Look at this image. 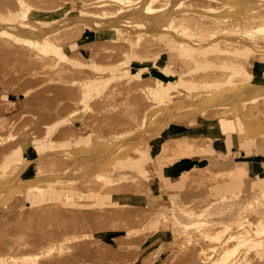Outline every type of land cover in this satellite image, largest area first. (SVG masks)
Segmentation results:
<instances>
[{"label":"rangeland","instance_id":"obj_1","mask_svg":"<svg viewBox=\"0 0 264 264\" xmlns=\"http://www.w3.org/2000/svg\"><path fill=\"white\" fill-rule=\"evenodd\" d=\"M24 1L33 5L34 9L41 10V15L46 14V16H53L54 20L46 22L44 20L33 19L27 22L30 26L24 25V23H21L22 20L25 22V20L33 16L26 17L24 12L21 13L20 4L17 0H0V14L3 18L6 17L0 22L18 23L31 33H43L48 26H54L53 38L60 43L63 42V51L68 55L78 54L87 63L77 64L76 61L73 60L61 61V59L53 63L51 60H48L47 55H43V60L41 61L39 58L44 52L34 43L37 42L38 36H34L32 40L28 41L0 34V96H3L7 100L6 104H8V107H5L6 109L3 108L4 105H0L1 125L4 126L10 115L26 106H29L33 114L30 121L26 123V127L17 129V133L13 136V139H15L14 143H17V141H21L23 144L30 142L31 146H33L31 152L35 153L33 159L41 158L42 162H39V167L48 168L52 165L50 162L53 156L38 155L35 143L43 142L47 144L60 128L66 126L71 130L79 131L80 137L91 134L92 139L94 138V142L95 140L100 142L99 144L97 142L94 144V148L98 152L106 151L115 145L114 153L119 151L125 154L126 151L128 154L126 156V161L128 162V159L131 161L136 160V163L139 164L141 160L140 157L144 158L141 167H144L145 172L147 171L146 177L152 183L151 186L155 193L158 192V188L160 189L164 186L163 180L165 178L169 180L173 179V181L174 178H178L175 179L177 186L171 187L172 190L168 189L169 192H160V198L152 196V194H149L150 192L146 190H141V193L136 192L134 182L130 179L131 175L129 174H126V176L120 180H113L111 191L119 192L113 194L114 198H124L126 199L124 201L134 205H143L144 203L142 202L148 199L151 202L150 205H155L157 211L159 210L157 218H159L160 226L154 225L152 227L150 225V229H155V232L149 234L145 239L143 236L138 235L136 237L127 238V240L123 242L115 238L117 233L111 229L113 225H118L120 228H123L125 224L134 225L141 222L143 218L134 217V210L132 208L122 209L115 205H83L81 204L82 200H75V197H70L68 200L64 201L65 203H59L57 205L46 204L43 201L36 203L32 200H26L29 196L23 192L18 199L14 200L11 206L9 205L10 207L2 206L0 208V251L11 245L22 248L23 250L28 248H46L51 245L58 247L66 246L67 249L61 253L67 259L58 260L44 259V256L50 254L40 253L37 260L29 261L25 260V258L30 255L29 252L13 253L11 255L22 258V260L13 261L12 264H76L79 262L82 264H108L110 259L112 260L113 258L119 259L118 261H113L120 264L125 259L132 260L135 257L137 260L132 264L226 263L219 258L220 255L217 253V248L223 246L221 243L217 244V241H212L213 245H211L208 241L203 240V237H198L197 234H193V232L188 234L189 230L186 228H193V221L199 218L197 214L204 212V216L208 214L206 216L214 220V223L217 221L215 225L218 224L219 228L224 230L226 226L224 222L235 220L237 212L241 209L240 207L244 204V201L246 204V200H249L250 197L252 198V200L250 198L251 201L254 200L251 196L254 195V193H252L253 191L251 193L249 192L250 194L240 195V198L238 196L239 200H237V202L239 203L236 202V199H238L236 197L234 201L227 199L229 202H223L221 204L220 199L215 200L217 196L214 197L209 194V192L212 193L213 190L215 191L217 188V182L212 184L209 183V181H213L210 173L205 174V181L207 184L204 181L201 184L203 186L199 185V183L196 185L197 188L201 186L197 190L191 192H186L185 190L190 177L201 173L203 166L206 164L208 165L209 159L222 157L224 160L232 159L234 162L242 160L254 161L257 157L259 158V156L264 154V143L261 142L257 144V147L255 146L247 153L246 150L239 148L238 142L240 145L246 146L245 148H251L252 142L250 139L247 138V145L242 144L239 138V136H242V132L233 130L232 132L238 134L233 135L237 141L234 138L233 142L231 141L229 145L226 136L222 135L218 128H209L208 122L210 120L206 118V116H209L208 114L198 115L196 117L187 114L185 116H177V118L172 120V116L167 113L168 116H163L165 124L168 122L172 123L173 125L171 127H178L183 134L188 132L200 133L201 131L206 132V130H210L215 135L214 142L207 141L203 137H196L193 141H185V145H189L191 146L190 148L199 152L207 149L208 151H205V153H207L211 150L213 145L219 142L227 146L229 152H224L223 155H217L214 149V151L204 155H190L176 160L173 163L165 162L164 160L167 159L158 156V154L151 155L149 151L152 144L154 145L155 151L159 146L160 139H155L153 134L158 131L157 129H160V125L155 124L156 126L152 129L150 126L144 125L146 117L145 110L150 108L155 102L156 104L158 103L156 100L157 96L153 99L152 97L154 96L147 94L145 85H140L137 81L139 79L153 80V78H156L155 81H151L152 84L155 85V88H157V86L159 87L160 84H172L170 87L172 90V98H167V100H177L178 103H180L189 93V86L194 85V87L200 88V86L206 84L205 82L207 79L212 81H210V85L206 90H199L200 96L204 95V97H208V95H220L232 87L231 85L221 87L219 80L215 78V74L207 78L205 72L212 70L211 68L217 70H222L223 68L228 69V71H230L229 76L231 77L229 79H234L235 82H237L239 78L242 79V81H250L254 74H264V62L258 61L250 50L238 52L233 45H231L229 51L228 48L226 49L227 51L225 50L226 55L228 53V59H226L225 52H217L210 47L205 50L201 48L192 50V53L188 55L190 60L188 63L187 61H180L178 40H180L183 35H185L186 38L187 33L196 35L197 37L202 36L208 38L212 35L210 31L202 34H195L192 30H187V33L181 34V37L176 36L178 40L176 38L175 40L170 38L169 46L167 44L164 46L165 49H163L164 47L162 48L163 50L161 49L156 51V53L145 55L139 52L136 53L132 51L133 40L129 41V43H124L123 40L119 39L116 41L114 39L116 38L114 35L117 33L122 36V31L113 30V28H101L100 31L96 29L98 23L100 26L101 24L106 26L108 25L106 22H110L109 19H106L107 15L104 13V9L108 10L109 15L119 16V14H121L122 16L131 17L130 14L119 12V8L124 7L121 1L128 0H111L104 6H90L88 12L85 10L81 12V14L69 18L65 14L69 12L73 0ZM137 1L141 3L139 4L140 7L146 8L149 0ZM153 1L155 3V0ZM209 1H212L208 3L209 9L214 10L222 9L229 4L227 2H217V0ZM130 4L135 7L133 2H130ZM151 4H153L152 0ZM87 5L88 3L86 6ZM8 9L20 10L19 12L8 15ZM135 21L145 22L146 20ZM151 22L152 21L146 25L149 29L144 33L149 34L151 32ZM242 22L245 23V26L249 27L246 20L242 19ZM33 24L37 27L34 28L31 26ZM114 24L127 25L128 23L125 19H122L115 21ZM80 27H83V31L80 35H77ZM241 28L236 29L233 27L228 30V33L236 35L240 33ZM138 34L139 33L136 31L133 36L137 37ZM163 34L167 36L170 35L169 33ZM127 48H130L131 51L129 50V52L131 53L124 51ZM52 52L53 51L49 52L48 55L54 56L55 53ZM128 54L130 58L127 57ZM98 58L100 60H98ZM217 70H215V72H217ZM20 75H22V79L19 78L21 77ZM13 76L14 78L18 77L19 81L23 80L20 81L23 84L18 82L17 78V81L15 79L13 81ZM6 79L9 81L12 80L7 86L13 85V88H7L5 86ZM26 80H28L27 84L24 83ZM1 82L3 83L1 84ZM17 85L22 88L26 87L25 92L27 90L29 91L27 99L24 97L25 94L22 95L16 91ZM94 87H99L100 92H93ZM87 91L91 92L90 96H88L90 107L83 108V101L75 99L87 94ZM258 101L260 102L257 104ZM258 101L250 102L248 108L253 109V105H255V110L261 111L262 114H264V98ZM134 103L137 104L136 108L133 106ZM1 108L3 109L1 110ZM159 111L160 110L153 113L155 117L162 114ZM78 115L82 121L76 118ZM87 123L89 126H87ZM43 128H45L46 131L51 128V132L49 134H43L41 133ZM171 137L172 136L168 134L161 141H164L165 144L168 143L170 146L183 145V142H181L182 138L178 139L180 141H177L171 139ZM174 139H177V137H174ZM118 143L121 144L120 149L119 146H117ZM59 144L67 145L68 141H62L59 142ZM10 145H12L11 142L6 145V148ZM3 151L4 144L0 145V189L5 184L6 177V169H4V164L6 162L4 156L1 154ZM25 155L27 157L29 156L27 152ZM112 155L109 154V156ZM97 158L99 157L93 154L84 159H89L91 167ZM101 158H103V156ZM69 161L70 157H68V155L66 158L64 156L59 157L56 167H62L63 162L67 164L66 162ZM184 161H189L190 163V168L187 169L188 171L184 172L183 170L177 176L167 174L172 170L169 168L170 166ZM87 166L86 164V167ZM83 167L84 165L80 164L78 169L81 171ZM255 167H259L262 172L261 174L264 175V166L257 165ZM24 168L25 171L31 174L36 173L37 162L33 161L27 168ZM131 168H135V166L131 164ZM232 173L234 172L232 171ZM249 173L251 176L255 175V172H251V168H249L247 174ZM12 174L16 176V170H10V177ZM224 175L225 174L221 176L220 181L226 179ZM234 176L235 174L231 175V177ZM86 177L87 174L79 176L78 185L80 187L83 183L81 179ZM85 181L86 189L89 190L90 188L92 192L94 184L93 177L90 179L92 183H90V186L89 184L87 185V178ZM80 191L81 189H79V192ZM171 192H178L177 200H179V202L199 201L198 203L200 204L192 207L193 209L185 211L183 208L173 205L172 198H174V194ZM31 195L34 196L32 193ZM232 198L234 199V197ZM138 199H140L141 202H139ZM211 200L216 202H210ZM223 200L225 199L222 198L221 201ZM219 204L222 206L217 208ZM162 205H166L168 208L163 211L161 208ZM251 210L255 211H248L245 214L248 217L256 215L258 217V215H260L264 223V199L261 203H255ZM188 211L192 212L188 213ZM203 215L201 214V217ZM204 216L202 218H204ZM206 216L202 219V222L206 220ZM109 227L111 229L107 230ZM227 229L232 228L229 227ZM144 232L143 230H136L135 232H128V234H141ZM71 233L80 236L84 235V237L89 236L90 242L63 243L69 239L78 238L65 235ZM63 234L64 236H62ZM17 235L22 237L16 238ZM16 240L31 241L32 243H12ZM262 240H264V238ZM261 249L263 252L257 253L255 255L256 258L250 259L248 256L246 257V255H243L244 257H240L241 260H238V263L247 264L251 261L253 264H264V244L261 245ZM152 251H155L154 254H151L152 258L143 262L147 254ZM202 252L205 253V259L200 258V256L204 254ZM52 255H60V253L57 252ZM230 262L231 261H229V263Z\"/></svg>","mask_w":264,"mask_h":264},{"label":"bare ground","instance_id":"obj_2","mask_svg":"<svg viewBox=\"0 0 264 264\" xmlns=\"http://www.w3.org/2000/svg\"><path fill=\"white\" fill-rule=\"evenodd\" d=\"M111 0H73L71 6L69 8V12L65 14L66 16L72 17L81 12L87 10L89 11L90 6H104L108 4ZM135 4V7L130 4V2ZM128 1H121L124 5L123 8H119L120 13H127L130 14L131 17L122 16H113L109 15L107 9H104V13H106V19H109L111 22H106L108 25L104 26L98 23L96 25V29L100 31L101 28H113V30L122 31L120 36L118 33L115 34L114 38L116 41L123 40L124 43H129V41L133 40V50L136 53H140L142 55L145 54H153L156 51L161 50L164 46L168 44L169 46V39L173 38L175 40L176 36H180L181 34L187 33V30H192L195 34H202L207 31L212 32V35L208 38L205 37H197L196 35H190L187 33V37L183 35L180 40H178V50L180 51V61L183 60L184 62H190L188 55L192 53V50L201 48L203 50L212 47L217 52H225L228 48H231V45L238 51L242 52L245 50H250L252 55L257 58L258 61L264 62V0H217L220 2H227L229 3L222 9H209L208 3L212 2L209 0H151L148 1V5L146 8H142L139 6L141 4L137 0H128ZM20 4L21 13L24 12L25 16H33L32 18H28L25 22L22 20L21 23L24 25L30 26L27 24L28 21H32L33 19L44 20L46 22L54 20L53 16H46V14L41 15L39 9H34V6L26 3L24 0H17ZM88 5L86 6V4ZM33 7V8H32ZM18 10H11L8 9V15L19 12ZM107 10V11H106ZM106 11V12H105ZM75 12V13H74ZM95 13V12H90ZM132 14H140V15H132ZM6 17L0 14V21L4 20ZM125 19L127 21V25H117L114 24L117 20ZM242 19L246 20L249 24V27L245 26V23L242 22ZM135 20H146L145 22H136ZM133 21V22H130ZM135 21V22H134ZM152 21V28L149 34L144 33L148 28L147 24ZM257 22V23H256ZM256 23V24H255ZM34 28L37 27L35 24L31 25ZM241 28L240 33L236 35H231L228 33V30L231 28ZM83 31V27H80L78 34L80 35ZM138 32V36L134 37L133 34ZM163 33H169L170 35H165ZM0 34H5L11 37H16L20 40H32L34 36H38V40L36 43L37 46L41 48L44 52L42 53L39 60H43V55H47L48 60L51 62L56 63L59 59L62 60H73L76 61L77 64H86L78 54L68 55L63 51V42L60 43L59 41L55 40L53 37L54 34V26H48L43 33H31L29 30H26L25 27H21L18 23L15 22H0ZM136 36V35H135ZM235 36V37H234ZM123 38V39H121ZM32 42V41H31ZM177 42V41H176ZM236 44V45H235ZM165 49V47L163 48ZM162 49V50H163ZM234 49V50H235ZM130 48L125 49L124 51L129 52ZM214 50V52H215ZM232 50V49H231ZM233 50V51H234ZM53 51L55 54L54 56H49L48 53ZM131 51V50H130ZM227 51V50H226ZM52 52V53H53ZM216 52V54H217ZM226 55V52H225ZM228 55V53H227ZM228 59L229 57H227ZM130 58L129 54L127 55ZM217 58V56H216ZM98 60H100L98 58ZM127 62V61H125ZM220 62V61H219ZM221 63V62H220ZM222 64V63H221ZM212 70H208L205 72V76L207 78L212 74L216 75V80H219V84L221 87H226L231 85L232 87L228 89L225 93L220 95H208V97H204V95H199V90H206L207 87L210 85V79L204 83V86L194 87V85L189 86V93L186 97L182 100V102L178 103L177 100H167V98H172L171 93L172 90L170 87L172 84H160L159 87L155 88V85L152 84L151 81H155L156 78L152 79H139L140 85H145L146 92L149 95H152L153 99L156 97V102L145 110L146 117L144 121V125L150 126L151 129L156 126L157 124L160 125V129L155 132L153 135L155 139L159 138L160 143L157 147L156 151L154 150V145L150 146V154L157 155L163 157L167 160H175L183 155L189 156L194 153H199V151L190 148L191 146L185 145V141H193L196 137H203L207 141L214 142L215 135L210 130H206V132L201 131L200 133L196 132H188L186 134H182L180 136H175V130L177 129L176 126L171 127L173 124L168 122L165 124V119L163 116H172V120L177 118V116H185L187 114L193 115L196 117L198 115L208 114L206 116L210 121L208 122L209 128H218L222 135H226L227 133L232 132L233 130L242 132V135L246 133L251 134L254 137L258 135H264V114L261 111H257L256 106L253 105V109L248 108V104L250 102H256L261 98H264V74L263 75H256L250 79V81H242V79H238L237 82L230 80L228 69L217 70L215 68H211ZM217 70V72H215ZM4 75V74H3ZM7 75V73H6ZM5 75V78H6ZM14 75V74H13ZM22 79V75H20ZM18 80V77H16ZM13 76L14 79L16 80ZM219 78V79H217ZM227 78V79H225ZM238 78V77H237ZM10 80V81H12ZM16 80V81H17ZM109 80V79H108ZM6 81V83H5ZM4 83L7 88H13V85L10 87L7 84H10L9 80H5ZM8 81V83H7ZM23 81V80H20ZM18 80V82H20ZM16 82V83H18ZM217 82V81H215ZM3 82H1L2 84ZM15 83V82H14ZM13 83V84H14ZM22 83V82H20ZM25 84L28 83V80L24 82ZM23 84V83H22ZM21 85V84H20ZM189 85V84H188ZM23 86V85H22ZM15 87V86H14ZM20 94L24 95V97L28 98L29 91L25 92L26 87H19L16 86ZM98 88V90H97ZM1 89V88H0ZM6 90V88H5ZM25 92V93H24ZM88 92V91H87ZM93 92L99 93V87H94ZM91 92H88L81 97L76 98L75 100L83 101V108H89L90 105L88 103L89 97ZM7 100L0 96V105H4L5 108L8 104H6ZM260 101L257 102V104ZM6 104V105H5ZM15 104V103H13ZM134 108H136L137 104H133ZM8 107V106H7ZM1 108V110L3 109ZM6 109V108H5ZM31 109L29 106L23 108L19 111L16 115L12 116L9 120V127L12 128L13 124L17 120H21L23 115L26 114L33 116ZM162 113L161 115L155 117L154 112ZM4 111V110H3ZM168 113V114H167ZM79 118V115L76 117ZM81 121L82 119L79 118ZM215 121V122H214ZM170 123V124H169ZM88 124V123H87ZM156 124V125H155ZM89 126V124L87 125ZM171 135L172 137H177L178 139L182 138L183 145L187 148L179 146V145H169L168 143L165 144L164 141H161L166 135ZM79 135L76 130H71L69 128L61 130L54 138L50 139L48 143H43L40 149H37L38 155H49L53 156L50 162V167H39V162L41 158H35V153L31 152L28 158L25 159L24 163L21 165L14 164L11 166L10 170H16V178L14 182H10L9 184H4L0 189V208L2 206H11L15 199H18L21 193H26L29 198L26 200H32L34 202H45L46 204L50 205H57L59 203H65V200H68L70 197H75L76 200H82L81 204H93L95 206H102V205H115L119 206L122 209L132 208L134 210L133 215L134 217H142L143 220L139 223L134 225L125 224L123 228H120L118 225H113L112 229L109 227L107 230L111 229L114 230L117 234L115 235L117 239H120L121 242L127 240V238L136 237L141 235L145 238L149 236L152 232H155V229H150V225L153 227L154 225H159V218L158 213L159 210L155 208V205H150V200H145L143 205H134L127 201L124 198H114V193H119L116 191H111L112 189V182L116 179L120 180L126 176V174L131 175L130 179L134 182V187L136 192L141 193V190L149 191V194L152 196H156L157 198L161 197L160 192H169V187L164 186L162 188H158V192L155 193L152 189L151 182L147 179V171L145 172L144 167L141 165L144 162V158L140 157V163H129L126 161L122 156H115L113 157L112 153L114 154V146L109 148L106 151L98 152L93 148L94 156H98L99 158L95 159L94 163L90 167L89 159H81L80 156V149L82 148V144L85 142L80 140H76L75 136ZM183 136L185 138H183ZM6 125L0 127V145L4 144V151L1 153L4 158L6 156ZM10 142L13 139V135L10 132L9 136ZM172 139V138H171ZM178 139H173L180 141ZM74 140V146L72 149L66 148L63 149V145H60L59 142ZM95 142H97L95 140ZM95 142H93V147L95 146ZM98 144L100 142H97ZM70 146V144H69ZM117 146H119L117 144ZM142 147V146H141ZM128 148V147H127ZM183 148V149H182ZM113 149V150H112ZM155 151V152H154ZM206 150L200 151L199 155L205 154ZM67 153V154H65ZM111 154L112 156H109ZM68 157L71 158V163L63 162L62 167L57 168V162L59 157ZM127 152L125 151V156H127ZM2 156V157H3ZM85 156V155H84ZM103 156V158H101ZM33 161L37 162L36 173H30L25 171V168L33 163ZM61 161V160H60ZM80 164H83L84 167L80 171L78 167ZM86 164L88 165L86 167ZM131 164L135 166V168H131ZM24 168V169H23ZM92 168V169H90ZM4 169H6V163L4 164ZM32 170V169H31ZM200 170V169H199ZM202 172L196 175L191 176L188 182L187 189L189 191H193V189H197L196 185L199 183L201 185L205 181V174L208 173V168H202ZM200 170V171H201ZM196 172V171H195ZM92 173V176H91ZM87 174V185L89 186L92 184L90 179L93 177L94 184L93 190L91 192L86 189L85 180L86 178H82L83 183L81 187L78 185V180L80 175ZM221 176L219 177H212L213 181H209L210 184L216 183L220 181ZM226 179H229V175H224ZM225 179V180H226ZM198 181V182H197ZM91 183V184H90ZM206 183V181H205ZM207 184V183H206ZM218 184V183H217ZM198 185V187H199ZM203 186V185H201ZM200 186V187H201ZM199 187V188H200ZM246 188L248 192H237L236 194L226 195L222 194L221 196L217 195V199L221 204L229 202V200L234 201L235 198L240 195L254 193L251 195L253 197L250 200H246V204L244 201L243 205L241 206L239 211L237 212V217L235 220L231 222H224L226 225L224 230L219 228L217 221L214 223V220L209 219L206 215V220L211 221H204L205 218L203 215L204 212H200L197 214L199 216L198 219L193 221L192 225L193 228H186L189 230V233L197 234L198 237H203V240L208 241L209 244H212V241H217L221 243L223 246L217 248V253L220 255V259L225 261L226 263L222 264H241L238 263V260H241L240 257H244L243 255L248 256V258H256V254L263 252L261 249V245L264 244V223L260 218V215L248 217L245 213L248 211H252L251 208L254 206L255 203H261L264 199V179H259L258 177H252V179L246 182ZM79 189L81 191L79 192ZM216 190L211 193L210 195L216 196ZM256 191V192H254ZM31 192L33 195H31ZM250 192V193H249ZM208 193V192H207ZM243 193V194H242ZM138 194V193H136ZM257 194V195H256ZM234 197V199L232 197ZM256 196V197H255ZM226 197V198H225ZM255 197V198H254ZM21 198V197H20ZM92 198V199H91ZM224 198L225 200L221 201ZM236 199V202L237 200ZM44 199V200H42ZM229 199V200H227ZM233 199V200H232ZM242 199V198H241ZM227 200V201H226ZM139 202L140 199H138ZM199 201H192V202H179V200L172 198V203L175 206L183 208L185 211L188 209H193L192 207L197 206ZM205 202V201H204ZM203 202V203H204ZM208 202V201H206ZM210 202H216L211 200ZM219 202V201H218ZM239 203V202H237ZM207 204V203H206ZM9 206V207H10ZM222 205H217V208ZM208 207V206H205ZM162 210L164 211L168 207L166 205L161 206ZM244 208V209H243ZM243 209V210H242ZM255 211V210H254ZM252 211V212H254ZM192 211H188L190 213ZM201 214L204 218L201 217ZM250 214V213H249ZM257 214V213H255ZM208 218V219H207ZM213 221V222H212ZM235 221V222H234ZM234 222L233 224H231ZM214 223V224H213ZM231 224V226H230ZM187 227V226H186ZM232 229H227V228ZM227 229V230H226ZM106 230V231H107ZM136 230H143L144 233L141 234H128V232H135ZM66 236L71 237H78L69 239L64 241L63 243H71L74 241H81V242H90L89 236L84 235H77V234H65ZM76 235V236H75ZM103 235V234H102ZM135 235V236H133ZM5 236V235H3ZM64 236V234L62 235ZM84 238H83V237ZM22 237L17 235L16 238ZM82 237V238H81ZM253 238V239H251ZM12 243L16 244H24V243H32L31 241H24V240H16ZM249 245V247H248ZM164 248V246H163ZM67 250L66 246H47L46 248H28L23 250L22 248H18L16 246H7L5 249L0 251V264H12L13 261L22 260V258L15 257L11 254L13 253H20V252H29V256L25 258V260L34 261L38 259V255L40 253L50 254L44 256V259L48 260H55V259H67L61 253ZM60 253V255H52L54 253ZM205 252V251H204ZM202 252V253H204ZM154 254L155 251L150 252L144 258L143 262L148 261L152 258L151 254ZM111 258V257H110ZM113 258V257H112ZM200 258L205 259V253L200 256ZM113 260L118 261L119 259H110L108 264H119L114 262ZM137 258L125 259L122 263L125 264H132L135 262ZM243 260V259H242ZM246 260V259H245ZM114 263H113V262ZM229 261H231L229 263ZM120 263V264H122ZM82 264V263H76ZM247 264H253L251 261Z\"/></svg>","mask_w":264,"mask_h":264},{"label":"crops","instance_id":"obj_3","mask_svg":"<svg viewBox=\"0 0 264 264\" xmlns=\"http://www.w3.org/2000/svg\"><path fill=\"white\" fill-rule=\"evenodd\" d=\"M21 110L16 111L15 113H13L12 115H10L8 117V121L5 124L6 125V136H7L6 145L10 142V139H9L10 132L14 136V134L17 133V129L18 128H20V127H26V123L28 121H30V116L24 114L23 117H22V119L21 120H17L13 124L12 128L10 129V127H9V120H10V118L12 116L16 115ZM1 126L2 125H1V121H0V127ZM67 128L68 127L63 126L62 128H60V130H58V132L55 134V136L61 130H64V129H67ZM50 132H51V128L49 130H47V131L45 130V128H43V131L41 133H43V134L44 133L45 134H49ZM76 132L79 133V131H77V130H76ZM182 134L183 133H181L180 132V129L177 127V129L175 130V136H180ZM233 135H238V134L235 133V132H230V133H227L226 135H224V136H226V140H227V142H228L229 145H230L231 141L233 142V140L235 138ZM54 137H52V138H54ZM75 138H76V140H78V138L80 140H82V143H83V141H85L82 144V148L80 149L81 159L83 160L84 157L88 158V157L92 156L93 155V148H94L93 147L94 138L92 139V135L91 134H88L85 137H80V133H79V135H76ZM171 138L174 139V137H171ZM183 138H185V137L183 136ZM239 138H240V142H242V144H244V145H247L246 144L247 138H249L250 141L252 142L251 148H245L246 146L244 147V146L240 145V143L238 142L239 148L242 149V150H246L247 153L250 152L251 149L254 148L257 144H260L261 142L264 143V135H259L257 137H254L251 134L246 133L245 135L239 136ZM14 140L15 139H12V141H11L12 145L9 146L10 148L9 147L6 148V150H7L6 156H5V162H6V177H5V183L6 184H9L10 182H14L15 181V178L17 176V175L14 176L12 174V176L10 177V168H11V166H13L14 164H18V165L23 164L24 161H25V159L30 156L31 149L33 147V146H31V143L30 142L23 144V142L17 141V143H14ZM235 140L237 141L236 138H235ZM42 144H43V142L42 143H37L36 142L35 143L36 150L37 149H40ZM69 144H70V146H69ZM67 145H68V148L72 149L73 146H74V140H68V144ZM67 145H63V149L66 148ZM118 145H119V149H120V145L121 144L118 143ZM182 147H185V145H183ZM214 149L216 150V154L217 155H221V154L223 155L224 152H229L227 146H224L222 143H219L218 142L216 145H213L211 147V150H209V152H207V153H210V152L214 151ZM26 152L29 155L28 157L25 155ZM199 153H194L193 156H197V155H199ZM207 153H205V154H207ZM263 153H264V150H263ZM115 156H122L126 160L125 154L120 153L119 151L118 152H115L113 154V157H115ZM246 156H248V155H246ZM183 157H187V156L186 155H183V156H181L179 158H176L175 160H172V161L171 160H164V161L165 162H168V163H173L176 160H179V159H181ZM128 160H129L130 163L131 162H134V163L137 162L136 160L135 161H131L130 159H128ZM140 161H139V163H140ZM69 162L71 163V158H70V161ZM257 165L264 166V154L262 156H259V158L257 157V159H255L254 161H249V160L243 161L242 160V161L234 162L232 159H230V160H224L222 157H219V158L218 157L217 158H211L208 161V165L206 164L205 166H203V168H206L207 167L208 168V174L210 173L212 177H216L217 178L221 174H227V175H229L230 179H228V181L226 179V180L217 182L218 184H217V191H216L217 194H216V196L217 195L218 196H221L222 194L232 195V194L237 193V192H248V190L246 188V182L248 180L252 179V177H258L259 179H264V175L261 174L262 172L259 169V167H255ZM169 168L172 169V170H171V172H169L167 174L168 175H171V176H177L183 170H184V172L185 171H188L187 169L190 168V163H189V161H184V162H181V163H177V164H175L173 166H170ZM249 168H251V172H255V175L254 176H251L250 173L247 174L249 172ZM232 171L234 173H232ZM214 172H216V173H214ZM232 174L233 175L235 174V176L234 177H231ZM177 178H174V181H173V179H170L169 180V179L165 178L163 180V182L166 184V186L169 187V190H172L171 187L177 186V183L175 182L176 181L175 179H177ZM187 186H188V184H187ZM197 189H199V188H197ZM197 189H193V191L194 190H197ZM185 191L186 192H191V191H189L187 189V187H186V190ZM171 193L174 194V200L177 199L178 192L177 193L176 192H171ZM71 243H83V242H81V241H74V242H71Z\"/></svg>","mask_w":264,"mask_h":264}]
</instances>
